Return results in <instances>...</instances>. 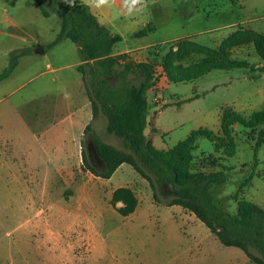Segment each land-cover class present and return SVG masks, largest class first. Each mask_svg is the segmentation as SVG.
Instances as JSON below:
<instances>
[{"label": "rangeland", "instance_id": "rangeland-1", "mask_svg": "<svg viewBox=\"0 0 264 264\" xmlns=\"http://www.w3.org/2000/svg\"><path fill=\"white\" fill-rule=\"evenodd\" d=\"M93 12L123 37L116 50L142 49L135 60L144 59L150 45L180 38L219 49L238 30L264 33V0H145L131 16L122 15L115 0ZM148 24L152 29L145 36L132 37ZM60 32L59 19L44 17L36 0H0V74L17 61L0 79V264H257L241 249L223 245L193 212L170 205L167 188L156 200L131 165L122 164L108 179L89 170L83 162L89 140L125 147L107 131L104 114L93 118L77 71L78 46L69 38L54 44ZM39 44L44 54L21 53ZM229 52L253 69H216L180 83L161 79L151 91L145 134L157 150L173 148L199 128L221 135L226 107L245 119L264 109V62L253 44ZM205 58L194 55L183 64ZM256 136L236 124L234 157H222L204 137L193 153V171L226 173V183L212 193L231 214H237L236 193L264 208V147L255 165ZM213 157L219 165L202 164ZM122 186L139 199L127 217L118 212L122 202L111 203Z\"/></svg>", "mask_w": 264, "mask_h": 264}, {"label": "trees", "instance_id": "trees-1", "mask_svg": "<svg viewBox=\"0 0 264 264\" xmlns=\"http://www.w3.org/2000/svg\"><path fill=\"white\" fill-rule=\"evenodd\" d=\"M36 3L44 17H57L60 21L61 32L54 44L69 38L78 46L82 62L77 70L82 75L93 115L104 114L107 131L122 139L125 147L121 150L93 138L108 169L100 172L84 153L83 162L89 170L108 179L122 164L131 165L150 183L156 200L159 199L158 192L167 188L170 205L193 212L223 245L239 248L250 260L264 264V208L239 198L236 193L237 214L225 211L216 203L212 189L226 183V173L223 170L193 171L191 168L200 137L209 139L215 152L222 157H234L237 153L234 139L236 124L257 134L254 144L257 165L259 152L264 147V109L253 112L249 119H245L233 108L226 107L221 113V135L208 128H199L168 150H157L145 134L150 112L149 93L161 79L180 83L196 80L216 69H253L246 61L232 59L229 50L252 43L264 62V33L253 29L238 30L226 38L219 49L205 47L191 37L180 38L167 43L170 47L161 57L159 66L147 62L134 64L125 60V54L114 52L123 37L101 23L80 0H76L75 5L66 0H36ZM151 29L148 24L134 36H145ZM21 53L26 54L27 50ZM198 54H204L206 58L199 63L183 64ZM16 65L14 60L13 65L0 74V79L10 75ZM90 130L91 124H88L85 135ZM218 160L206 158L202 164L217 166ZM118 202L123 203L118 212L124 217L133 214L139 205L135 191L124 186L113 191L111 203L115 205Z\"/></svg>", "mask_w": 264, "mask_h": 264}, {"label": "crops", "instance_id": "crops-1", "mask_svg": "<svg viewBox=\"0 0 264 264\" xmlns=\"http://www.w3.org/2000/svg\"><path fill=\"white\" fill-rule=\"evenodd\" d=\"M93 11V10H92ZM94 13V12H93ZM95 14V13H94ZM96 15V14H95ZM97 16V15H96ZM98 17V16H97ZM98 19H99V17H98ZM100 20V19H99ZM101 22V21H100ZM102 23V22H101ZM136 33V32H135ZM135 33H133L132 34V37H135L134 36V34ZM137 38V37H136ZM177 40V39H176ZM171 41H174V40H171ZM171 41H167V42H165L164 44H162L161 46L162 47H164L165 45L167 46V48L165 49V51L164 52H162L161 51V49H160V47L161 46H159V45H156V46H154V45H150L149 47H147L146 48V54H145V58L144 59H142V60H135L136 59V57H135V54L137 53L136 51H140V50H142V49H135V50H131V49H122V50H116V47H117V45L115 46V50H114V52H115V54H117V55H122V54H125L126 55V61H128V62H131V63H134V64H136V63H141V62H147V63H152V64H156V66H159V64H160V61H161V57L162 56H164L165 55V53H166V51L169 49V45L167 44L168 42H171ZM122 42V41H121ZM34 49V48H33ZM33 49H30V48H27V47H24V49L23 50H27V53H26V55L27 54H31V53H33L34 52V50ZM34 53H36V52H34ZM41 54V53H40ZM156 54H159V55H156ZM78 66V65H77ZM78 71V70H77ZM164 80V79H163ZM197 80V79H196ZM165 81V80H164ZM193 81V80H192ZM166 82V81H165ZM168 84L170 83V82H167ZM171 83H174V82H171ZM83 87H84V82H83ZM84 89H85V87H84ZM85 92H86V90H85ZM151 93V92H150ZM150 93H149V95H150ZM87 94V93H86ZM88 96V95H87ZM88 99H89V101H90V98H89V96H88ZM90 106H91V111H92V104H91V101H90ZM232 108V107H231ZM92 115H93V111H92ZM93 118H94V115H93ZM86 128V127H85ZM84 131H85V129H84ZM84 135H85V133H84ZM80 144V143H79Z\"/></svg>", "mask_w": 264, "mask_h": 264}, {"label": "clouds", "instance_id": "clouds-1", "mask_svg": "<svg viewBox=\"0 0 264 264\" xmlns=\"http://www.w3.org/2000/svg\"><path fill=\"white\" fill-rule=\"evenodd\" d=\"M67 3L75 5L76 0H66ZM115 0H81L83 6L90 10L111 7ZM145 0H120V11L122 15H129L142 11Z\"/></svg>", "mask_w": 264, "mask_h": 264}, {"label": "water", "instance_id": "water-1", "mask_svg": "<svg viewBox=\"0 0 264 264\" xmlns=\"http://www.w3.org/2000/svg\"><path fill=\"white\" fill-rule=\"evenodd\" d=\"M34 52L36 53H41V54H44L45 51L42 47V45H37L34 49ZM88 157H89V160H90V163L93 167H95L97 170L101 171L99 165L95 162L96 160H98L100 162V164H103L107 167L108 169V165L106 163V161L100 156V153H99V150L97 148V145L95 143L94 140H89L88 142Z\"/></svg>", "mask_w": 264, "mask_h": 264}]
</instances>
